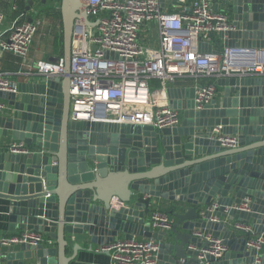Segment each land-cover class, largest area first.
Returning a JSON list of instances; mask_svg holds the SVG:
<instances>
[{
	"label": "water",
	"instance_id": "95a60500",
	"mask_svg": "<svg viewBox=\"0 0 264 264\" xmlns=\"http://www.w3.org/2000/svg\"><path fill=\"white\" fill-rule=\"evenodd\" d=\"M28 2L30 10L36 1ZM160 3L164 7L166 0ZM42 4L38 9L46 0ZM228 7L231 28L218 37L223 46L264 50V0H232ZM60 9L69 71L74 20L92 22L81 0H61ZM151 34L148 44L159 47L158 30ZM200 48L216 52L212 43ZM28 78L17 82L16 92L0 93L9 100L0 115V200L10 232L47 233L58 247L0 240V264H71L76 255L65 257L66 234L102 246L121 234L153 238L158 264H264V246H247L264 233V75L217 77V96L199 109L200 84L167 86L160 104L181 111L182 121L160 129L74 120L68 76ZM223 135L236 136L237 145H223ZM10 140L33 151L13 153ZM243 203L247 209L238 208ZM163 204L173 222L155 230L150 214ZM237 223L253 230L245 233ZM207 235L223 239L222 258L209 253L201 258L210 244Z\"/></svg>",
	"mask_w": 264,
	"mask_h": 264
},
{
	"label": "built area",
	"instance_id": "2783aa9c",
	"mask_svg": "<svg viewBox=\"0 0 264 264\" xmlns=\"http://www.w3.org/2000/svg\"><path fill=\"white\" fill-rule=\"evenodd\" d=\"M18 9L19 0H10ZM178 10L163 7L160 0H81L89 17L97 18L89 26L76 20L72 33L70 69L63 59L40 61L30 65L26 74L68 76L70 83V117L74 120L113 121L149 124L156 128L180 125L179 110L160 104L162 90L178 79L198 81L202 77H220L240 73L264 75V50H248L219 45V34L231 28L225 11L232 0H177ZM225 8L216 10L213 5ZM0 11V26L4 21ZM41 20L19 21L4 38L0 32V49L26 57L41 25ZM159 32V47L148 44ZM201 43H212L216 52H205ZM108 53V55H107ZM23 72H20V74ZM161 87L154 90L151 81ZM200 84V83H197ZM201 85V84H200ZM161 90V91H160ZM17 81L7 72H0V93L16 92ZM218 94L216 83L201 85L196 90V108L210 103ZM8 106L0 96V115ZM223 145L235 147L237 137L223 135ZM13 153H31L23 141L9 144ZM248 201V200H247ZM216 204L212 205L215 209ZM247 209L243 203L238 206ZM153 229H169L172 219L159 208L150 214ZM245 233L253 227L237 223ZM209 246L202 249L201 258L209 253L222 258L227 251L223 239L207 235ZM3 243H27L38 246L42 233L27 230L15 237H3ZM249 248L264 246V233L247 241ZM158 241L153 238L117 239L103 247L111 255V264H158Z\"/></svg>",
	"mask_w": 264,
	"mask_h": 264
},
{
	"label": "crops",
	"instance_id": "0c3cea01",
	"mask_svg": "<svg viewBox=\"0 0 264 264\" xmlns=\"http://www.w3.org/2000/svg\"><path fill=\"white\" fill-rule=\"evenodd\" d=\"M35 1L36 4L30 10H27V6L29 5L28 0H19L18 9L14 10L10 0H0V11L5 17L0 26V32L4 38L8 37L13 25L19 21H28L29 18H33V20L40 19L42 22L31 44L29 54L26 57L16 56L11 52H5L0 49V72H7L9 76L17 82L29 81V74H26V71H28L30 65H36L40 61H50L51 57H57L59 60L64 59V25L60 9L61 0H53V2L46 0V5L42 10L38 9L42 8V0ZM166 2L167 9L169 10H178L180 7L178 4H174L172 0H166ZM224 8L225 5H217L215 9L222 10ZM225 11L230 14L228 6ZM78 19L81 18H75L74 24ZM96 19L97 18L89 17L91 22L96 21ZM87 25L92 26L93 22ZM219 45L221 47L223 46L222 40H219ZM20 72L23 73L20 74ZM180 80H183L184 83L173 85L181 87L194 86L200 83L194 79L192 81L190 78H183ZM160 87L161 86L153 88L152 86L154 90ZM2 101L7 106L9 105L8 99L2 98ZM12 142L13 141L10 140L8 144ZM4 202L5 201L0 200V239L3 237H15L25 232V230L20 229H17L15 232L9 231L8 214ZM158 208L168 212L166 204ZM42 234L44 237L42 243L45 247H58V240L56 238H51L47 233ZM66 238L69 243L65 249V257L70 259L74 258L76 255L71 264H111L110 253L101 250L105 246L98 244L89 245L84 239L79 240L77 237L68 234H66ZM117 239H125V236L121 234L115 240ZM135 239L143 240L144 238L135 237ZM78 243L81 245V248L77 251Z\"/></svg>",
	"mask_w": 264,
	"mask_h": 264
},
{
	"label": "trees",
	"instance_id": "16d2710c",
	"mask_svg": "<svg viewBox=\"0 0 264 264\" xmlns=\"http://www.w3.org/2000/svg\"><path fill=\"white\" fill-rule=\"evenodd\" d=\"M192 81H193V79H192ZM198 81L200 82L201 85H206V84H210V83H216V78L215 77H202ZM183 83H184L183 80L178 79L174 83V85L175 84L176 85H180V84H183ZM152 86H153V88L159 87V86H161V82L159 80H157V79H153ZM161 211L166 213V211H164V210H161Z\"/></svg>",
	"mask_w": 264,
	"mask_h": 264
},
{
	"label": "rangeland",
	"instance_id": "374dc122",
	"mask_svg": "<svg viewBox=\"0 0 264 264\" xmlns=\"http://www.w3.org/2000/svg\"><path fill=\"white\" fill-rule=\"evenodd\" d=\"M50 2H53V0H50Z\"/></svg>",
	"mask_w": 264,
	"mask_h": 264
}]
</instances>
